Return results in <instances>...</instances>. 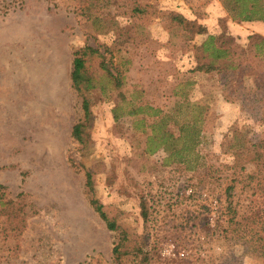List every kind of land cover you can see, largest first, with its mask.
<instances>
[{
    "label": "rangeland",
    "instance_id": "obj_1",
    "mask_svg": "<svg viewBox=\"0 0 264 264\" xmlns=\"http://www.w3.org/2000/svg\"><path fill=\"white\" fill-rule=\"evenodd\" d=\"M228 16L221 0H0V184L25 194L27 214L19 233L0 220V264H136L142 234L147 264H264V164L249 150L264 140V55L255 46L264 21ZM208 34L231 46L236 69L192 70ZM85 45L103 54L84 56L96 82L84 92L88 119L69 76ZM197 103L207 107L198 169L165 163L161 147L146 151L147 106L170 116L175 136ZM77 121L89 126L86 145L71 135ZM86 170L117 229L90 205Z\"/></svg>",
    "mask_w": 264,
    "mask_h": 264
},
{
    "label": "trees",
    "instance_id": "obj_2",
    "mask_svg": "<svg viewBox=\"0 0 264 264\" xmlns=\"http://www.w3.org/2000/svg\"><path fill=\"white\" fill-rule=\"evenodd\" d=\"M221 1L224 3L230 18L233 20L264 21V0ZM171 18L172 20H177L178 23H182L184 21L183 16L179 13L173 14ZM125 40H127V37L122 41ZM199 46L201 48L202 54L197 59L192 70L211 72L214 70H223L224 67L231 69L237 68V64L235 65L232 62L234 52H232L231 46L223 41H220L216 34H208L201 41ZM255 46L257 51H261L264 55V38H261L257 43H255ZM94 54L101 56L103 55L97 48L90 45H85L83 49L75 51L73 53L71 70L69 74L72 87L77 90L79 95L83 96L81 105L86 119H88L90 116V103L88 99L84 97V92L94 87L96 82L94 81L93 75L85 68L84 56H91ZM246 67L244 73L251 72L253 73L252 75H257V72L250 70L251 66L247 65ZM106 71L109 78H111V80H115V84H118L117 76L114 75L108 68ZM257 82L261 83V80ZM262 99H264V97H262ZM192 106L194 109L190 119L183 120L177 124V134L175 136H173L170 130L166 129V122L170 116L166 113H163V115L160 116L162 113L161 109L147 106L153 111L151 114L153 115L154 120L149 124L151 127V134L147 136V144L145 148L146 151L151 153L157 148L161 147L167 152V156L164 159L165 163L176 162L179 165H183L184 168L198 169L199 156L196 154L195 149L200 143V124L203 121V113L207 107L198 103L195 105L192 104ZM138 110L140 111L141 108L137 106V108L129 109L127 114L130 116L135 115L137 114ZM116 111V109L112 110L113 118L115 120L118 119V114ZM139 121L143 122L144 118L141 117ZM71 135L79 143L86 145L85 143H87L90 138L89 126L83 121H77L72 125ZM233 139L234 141L231 144V147L235 151H238L237 149L240 147L237 154L242 153L245 150L243 143L239 144L240 139L237 138L236 135L233 137ZM263 146L264 140L259 139L257 142H254L250 145V149L247 148V151H252L250 160L257 164H264V157L262 155ZM192 154H194L193 160L190 158V155ZM85 185L88 191L92 194L94 183L92 172L90 170L85 171ZM24 199L25 194L23 192L19 191L15 195L9 196L5 187L0 184V217H2L0 220L4 223H7L8 229L11 232L19 233L25 228L27 224V214L25 210L26 202ZM89 203L109 229H117L115 221L107 217L103 208V204L93 194L89 199ZM139 204L142 221L146 223V221L149 219V213L145 200L142 197ZM139 238H137L135 241V245L131 248V252L135 257H138L136 264H147L149 263L150 255L148 250L145 249L146 237L144 234H142ZM112 253L114 254L115 259H118L120 253L119 244L112 248ZM116 264L121 263L117 261Z\"/></svg>",
    "mask_w": 264,
    "mask_h": 264
}]
</instances>
